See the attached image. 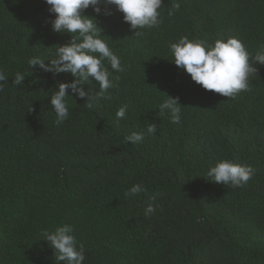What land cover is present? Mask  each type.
Wrapping results in <instances>:
<instances>
[{"label": "trees", "instance_id": "obj_1", "mask_svg": "<svg viewBox=\"0 0 264 264\" xmlns=\"http://www.w3.org/2000/svg\"><path fill=\"white\" fill-rule=\"evenodd\" d=\"M102 7L111 15L98 18L101 38L124 71H113L116 86L99 107L70 98V118L57 126L51 92L74 77L27 61L70 35L52 30L44 0H0V69L8 74L0 92V264H55L41 232L63 223L84 245V264H264V66L250 60L259 69L250 91L230 98L193 82L170 53L187 35L237 37L254 56L264 43V0H162V22L139 37L115 6ZM17 72L26 77L13 86ZM87 90H99L94 79ZM168 96L181 104L179 125L159 111ZM121 106L126 118L117 121ZM149 123L155 134L146 133ZM133 131L146 133L143 143L124 142ZM219 159L250 164L253 178L236 188L207 180ZM138 183L147 193L126 197ZM153 194L157 210L145 217Z\"/></svg>", "mask_w": 264, "mask_h": 264}, {"label": "clouds", "instance_id": "obj_2", "mask_svg": "<svg viewBox=\"0 0 264 264\" xmlns=\"http://www.w3.org/2000/svg\"><path fill=\"white\" fill-rule=\"evenodd\" d=\"M49 6L52 30L56 33H67L70 40L65 44L55 45L52 52L43 56L37 55L28 59L29 69L38 66L45 72L70 73L74 79L70 83L60 82L51 92L50 105L57 126L70 118V98L87 97L88 109H95L100 102L107 99L108 90L116 86L118 77L113 71L123 72L120 58L114 54L101 37L102 29L98 24L101 14L108 16L111 11L102 5L115 6L123 14V21L129 24L134 36H141L140 29L155 28L160 25L162 0H44ZM91 8L94 16L83 13ZM179 4L173 6L168 15H173ZM172 62L178 69L190 75L196 84L205 90L219 93L224 97L235 98L242 91H250V77L257 75L259 69L250 60L264 66V43L259 45L255 55H251L245 44L237 37L216 39L209 43L204 39H190L181 36L170 44ZM105 60L109 67L105 65ZM47 61V63H46ZM32 74V73H31ZM26 74L17 72L12 80L13 86L22 85ZM95 80L99 90L90 93L85 85ZM8 74L0 69V92L4 91ZM71 90V94L69 93ZM169 97V96H168ZM161 113L167 112L170 122L181 123V104L178 98L166 99L159 106ZM127 108L121 106L115 113L116 120L126 118ZM157 124L146 126L147 134H155ZM145 132L133 131L124 137V142L132 145L143 143ZM250 164L236 163L231 159H219L209 165L206 171L207 180L233 188L243 187L254 176ZM147 188L142 183L134 184L126 192L128 198L146 194ZM145 217L155 214L157 205L155 194L148 197ZM75 228L63 223L54 230H43L41 236L48 241L53 250L55 264H84L85 247L75 236Z\"/></svg>", "mask_w": 264, "mask_h": 264}]
</instances>
